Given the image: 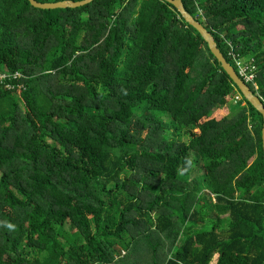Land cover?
Returning <instances> with one entry per match:
<instances>
[{"label":"trees","instance_id":"trees-1","mask_svg":"<svg viewBox=\"0 0 264 264\" xmlns=\"http://www.w3.org/2000/svg\"><path fill=\"white\" fill-rule=\"evenodd\" d=\"M182 2L264 106V0ZM5 70L0 264H112L125 237L152 264H264L262 118L173 5L0 0Z\"/></svg>","mask_w":264,"mask_h":264},{"label":"water","instance_id":"water-1","mask_svg":"<svg viewBox=\"0 0 264 264\" xmlns=\"http://www.w3.org/2000/svg\"><path fill=\"white\" fill-rule=\"evenodd\" d=\"M29 5L37 10L42 11H52V10H66V9H79L90 5L91 3L98 0H83L80 2H57V3H38L34 0H26ZM171 5H173L181 16L185 19V21L191 25L194 29H196L201 37L208 44V49L210 53L213 55L215 60L219 63L223 71L230 78L232 83L236 86L242 97L248 102V104L261 116L262 118V128H261V146L264 157V106L260 97L254 94L250 88L239 78L234 68L230 63H228L223 55L220 53L219 49L216 46V43L213 39V35L208 31L205 26L199 21H197L184 7L182 0H164Z\"/></svg>","mask_w":264,"mask_h":264},{"label":"built area","instance_id":"built-area-1","mask_svg":"<svg viewBox=\"0 0 264 264\" xmlns=\"http://www.w3.org/2000/svg\"><path fill=\"white\" fill-rule=\"evenodd\" d=\"M230 59L233 62L234 70L239 76V78L245 84H251L254 89H257V85L255 82L256 79V66L254 65L253 58H243L236 54L232 47L230 46V50L228 52ZM25 76L20 72H9V71H0V84H2L5 89L12 90L14 87L18 89L24 90L25 85L23 80H25ZM234 100H240V95L237 94L234 96Z\"/></svg>","mask_w":264,"mask_h":264},{"label":"crops","instance_id":"crops-1","mask_svg":"<svg viewBox=\"0 0 264 264\" xmlns=\"http://www.w3.org/2000/svg\"><path fill=\"white\" fill-rule=\"evenodd\" d=\"M217 256V254H214L210 264H215ZM120 259L123 260L120 261ZM150 260L151 258H148V255H146L145 253L143 254L142 252L135 251L132 253V256H130L126 250H122L121 254L118 257H115V260L112 264H152Z\"/></svg>","mask_w":264,"mask_h":264},{"label":"rangeland","instance_id":"rangeland-1","mask_svg":"<svg viewBox=\"0 0 264 264\" xmlns=\"http://www.w3.org/2000/svg\"><path fill=\"white\" fill-rule=\"evenodd\" d=\"M231 107V106H230ZM187 138H183L182 140H186ZM130 239H127V237H125V240L123 241H117V244L114 246V254H115V256H119L120 254H121V251L122 250H126L127 251V253L130 255V256H132V252H131V250H130V248H128L127 247V242L129 241ZM154 240V239H153ZM126 241V242H125ZM62 242H63V240H62ZM145 243H147V245H145V247H148V245H151L150 244V242L149 241H147V242H145ZM126 258H127V256H126ZM123 259H120V261H122ZM124 260H126V259H124Z\"/></svg>","mask_w":264,"mask_h":264},{"label":"clouds","instance_id":"clouds-1","mask_svg":"<svg viewBox=\"0 0 264 264\" xmlns=\"http://www.w3.org/2000/svg\"><path fill=\"white\" fill-rule=\"evenodd\" d=\"M186 167L179 169L178 170V174L181 176H184L185 174H187L194 166V161L191 157L186 158ZM8 227H12L11 225H8Z\"/></svg>","mask_w":264,"mask_h":264}]
</instances>
